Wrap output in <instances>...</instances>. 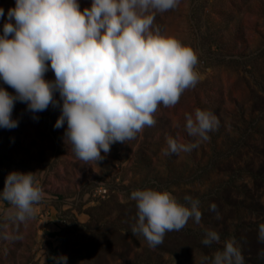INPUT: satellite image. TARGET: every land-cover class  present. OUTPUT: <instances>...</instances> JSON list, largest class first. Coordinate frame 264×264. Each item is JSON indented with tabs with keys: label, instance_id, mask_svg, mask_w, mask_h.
<instances>
[{
	"label": "rangeland",
	"instance_id": "1",
	"mask_svg": "<svg viewBox=\"0 0 264 264\" xmlns=\"http://www.w3.org/2000/svg\"><path fill=\"white\" fill-rule=\"evenodd\" d=\"M78 3L81 11L91 6V0ZM14 7L15 0H0V35ZM154 26L194 50L198 82L175 106H158L154 126L114 143L101 153L104 159H78L64 139L67 122L54 127L63 103L58 91V106L42 112L15 102L18 126L0 128V192L6 176L19 171L33 172L44 195L24 223L6 219L14 209L0 199V264H54L52 257L61 255L67 264H201L228 238L244 264H264L258 240L264 223V0H179L175 9L155 13ZM45 79L55 80L50 67ZM0 87L16 94L2 79ZM196 109L213 112L217 130L190 153L164 155L169 136L194 141L184 126L185 114ZM149 188L168 191L182 204L185 196L198 199L201 223L190 219L149 248L131 232L138 217L130 199L132 191ZM206 229L217 231L220 243L203 245ZM5 233L22 239L6 240Z\"/></svg>",
	"mask_w": 264,
	"mask_h": 264
},
{
	"label": "clouds",
	"instance_id": "2",
	"mask_svg": "<svg viewBox=\"0 0 264 264\" xmlns=\"http://www.w3.org/2000/svg\"><path fill=\"white\" fill-rule=\"evenodd\" d=\"M178 3L91 0L81 11L78 0H15L0 35V79L16 94L0 87V128L18 126L12 118L15 102L26 103L32 113L42 112L58 106L57 91L63 103L54 127L67 122L65 142L86 163L104 159L101 153L107 155L114 143H125L145 126H154L158 106H175L199 79L194 50L154 26L155 13L175 9ZM49 67L54 81L45 79ZM184 127L194 141L181 143L169 136L164 155L198 148L217 130L219 119L211 111L196 109L185 114ZM43 195L33 172H10L0 192V199L14 209L6 219L24 223L33 218L34 205ZM130 199L136 202L138 217L131 232L142 236L149 248L162 244L167 232L182 230L190 219L197 225L202 220L200 201L191 196L182 204L168 191L149 188L132 191ZM210 210L216 211V205ZM3 238L22 236L5 233ZM258 240L264 243V223L258 225ZM201 243L218 244L220 234L206 229ZM52 259L67 264V256ZM201 264H244V257L235 239L228 238L222 249L202 256Z\"/></svg>",
	"mask_w": 264,
	"mask_h": 264
},
{
	"label": "trees",
	"instance_id": "3",
	"mask_svg": "<svg viewBox=\"0 0 264 264\" xmlns=\"http://www.w3.org/2000/svg\"><path fill=\"white\" fill-rule=\"evenodd\" d=\"M245 264H257V263L251 261V262H247Z\"/></svg>",
	"mask_w": 264,
	"mask_h": 264
},
{
	"label": "built area",
	"instance_id": "4",
	"mask_svg": "<svg viewBox=\"0 0 264 264\" xmlns=\"http://www.w3.org/2000/svg\"><path fill=\"white\" fill-rule=\"evenodd\" d=\"M100 191L105 192L106 190L105 188H100Z\"/></svg>",
	"mask_w": 264,
	"mask_h": 264
}]
</instances>
